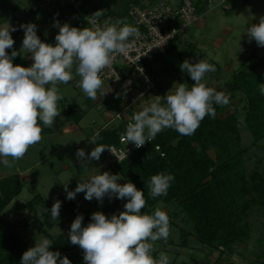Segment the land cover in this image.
I'll return each mask as SVG.
<instances>
[{"label":"clouds","instance_id":"obj_1","mask_svg":"<svg viewBox=\"0 0 264 264\" xmlns=\"http://www.w3.org/2000/svg\"><path fill=\"white\" fill-rule=\"evenodd\" d=\"M103 11L95 12L88 21L93 27L77 28L68 23L55 22L59 31L55 36V45L43 42L37 35V26L33 23L21 24L24 38L19 51L14 49L15 41L11 35L15 27L8 23L0 26V163L12 167L21 160L29 148L42 140L44 128H53L61 110L58 101L63 99L60 85H67L78 77L77 87L84 95L96 101L97 93L103 95L104 81L102 71L110 66L116 55L127 56L141 37L140 30L127 23L126 19H105L102 24L97 18ZM249 42L264 47V16L258 23L246 30ZM8 49H12L8 53ZM33 61L31 66L14 65L17 56H27ZM179 68L193 83L175 84L174 91L169 90L163 96L142 107L133 114L126 125L125 139L137 149L151 142L164 129H173L180 135L190 136L200 126L206 116L215 118V105L226 106L230 98L222 91L208 87L204 78L214 73L216 67L204 59L190 62L185 59ZM140 71H143L140 69ZM264 95V83L259 84ZM100 133L93 134L89 143L96 146L90 154L78 149L77 159L82 169L92 160H99L109 148L97 144ZM172 174L160 172L148 181V195L152 198L166 196ZM122 177L107 171L92 175L86 182H79L72 191L65 185L66 198L75 199L78 193H84L85 200L94 198L103 202L107 196L127 202L123 211L109 218L103 212L91 214V222L83 224V215H77L68 233L72 245L83 250L85 264H170L168 255L160 252L154 257L155 242L167 241L170 235V219L165 211L156 208L154 213H143L146 206L144 192L134 183H118ZM61 201L56 200L50 217L58 221ZM52 241L41 237L34 246L26 250L20 264H71L67 256L61 258L59 251H51Z\"/></svg>","mask_w":264,"mask_h":264},{"label":"rangeland","instance_id":"obj_2","mask_svg":"<svg viewBox=\"0 0 264 264\" xmlns=\"http://www.w3.org/2000/svg\"><path fill=\"white\" fill-rule=\"evenodd\" d=\"M13 6L18 5L15 16H22L15 21L1 22L0 26L8 23L17 30L12 32V37L18 35V40L14 46L16 50H20L24 38V31L20 28L21 24L33 23L37 26V35L47 37L51 44L55 45V36L59 29L55 27V22L58 21L61 25L68 23L72 27L79 28L76 24L77 16L70 18H61L62 12L59 8L50 6L47 8H39L42 0H8ZM46 1V0H44ZM85 1V0H84ZM103 1V0H101ZM132 1V0H130ZM156 0H138V2H152ZM175 2L177 0H168ZM199 1V0H196ZM202 6L204 1L200 0ZM220 0H213L214 5L217 6ZM228 5L235 8L233 14L223 13L212 7L207 12L209 2L204 6L205 12L201 13L199 21L202 27H193L191 34L181 36L176 41V48L172 51L162 53L152 60V69L157 72L161 79V89L157 95L161 96L163 103V96L171 89L174 91L175 84L186 83L189 87L193 81L190 77L181 72L179 65L188 59L190 62L204 59L216 67L214 73H207L204 80L208 87H213L217 91H222L230 98V102L225 106V113L222 117L234 114L236 112L234 105H239L242 97L239 95L236 98L226 91L227 82L230 76L225 73L228 67L240 68L243 67L245 59L249 58L248 63H254L264 59V47L257 46L253 40L249 42L246 30L256 24L261 16H264V0H227ZM107 5L115 10L117 7V0H108ZM230 7V6H229ZM87 9V6H85ZM107 8H103V13ZM61 13V14H59ZM61 15V16H60ZM55 16V17H54ZM53 17V18H51ZM38 18V19H37ZM205 25V26H204ZM232 26V29L230 28ZM229 30L225 34L224 31ZM23 32V33H22ZM21 40V42H20ZM221 40H225L221 42ZM221 42V44H218ZM194 46L193 51L187 48ZM219 45V46H218ZM30 55V54H29ZM23 57V62L20 66L29 67L33 63L31 57ZM230 57V59H228ZM156 60V61H155ZM230 62L233 66H231ZM244 69V68H243ZM78 77L67 85H60L63 99L58 101V107L61 110L60 116L56 118L53 129L44 130L42 133V140L29 148L26 155L19 161L15 162L10 168L5 167L0 163V172L7 176L16 174L22 180H25V188L23 192L15 198L11 205L6 209L4 216L11 219L13 223H19L17 231L25 241H32L35 245L36 239L41 237L48 238L52 242L54 239L65 233L71 226V223L77 215H83L84 211L91 216L92 213L101 211L114 203L117 198L109 199L107 196L103 202L97 201L95 198L91 201L85 200L84 193H78L73 200L66 198L64 183H67L69 191L76 188L77 184L86 182L92 175L101 174L105 171L111 174H119V170L108 165L105 157V152L100 159L92 160L88 163L86 169H82L81 162L76 157L78 149H84L86 155L90 154L91 150L96 146L89 143L93 136V130L97 131L104 125V119L108 122L122 109L114 105L115 97H102L107 103L106 114H102L104 108L99 110L98 105H84L82 90L77 87ZM83 93V94H79ZM152 96L148 103L155 99ZM66 104H63V102ZM120 104L119 102H116ZM66 105L67 107H64ZM71 105V106H69ZM121 106V105H120ZM69 107L71 109H69ZM239 107V106H237ZM76 110L79 113L86 112V117L78 124L74 119H71L69 111ZM142 110V107L141 109ZM137 110L136 112H138ZM135 112V113H136ZM116 122H113L111 127ZM111 127L109 129H111ZM167 129H164L166 131ZM240 142L241 147L246 149L243 157L245 174L249 176L252 172L258 171L264 173V140L253 144V137L246 125L240 126ZM177 141L174 143L176 144ZM208 154L217 159V152L215 149L208 151ZM120 175V174H119ZM23 176V177H22ZM23 180V181H24ZM118 183H126L123 179ZM36 196H40L42 200H36L35 209L28 208L23 210L20 207L32 201ZM61 201V208L65 204H71L73 209L64 212V217L60 220V225H56L49 232L51 237L45 234L44 230L47 226L44 217H40L44 210L49 208L53 203ZM263 204V203H262ZM92 208V209H91ZM156 208L165 211L170 219V235L165 242L159 240L155 242L154 257L158 258L159 253L165 252L170 260V264H255L257 256L264 251V204L253 205L241 218V225L247 224L249 228V238L243 244L236 247V253L233 255L225 254L220 259V251L207 247H203L201 243L196 240L195 235L189 237V246L183 248L181 246L182 230L192 232V225L186 220L185 213L178 205H166L158 203L152 210L154 213ZM29 224L32 225L28 228ZM23 239V240H24Z\"/></svg>","mask_w":264,"mask_h":264},{"label":"trees","instance_id":"obj_3","mask_svg":"<svg viewBox=\"0 0 264 264\" xmlns=\"http://www.w3.org/2000/svg\"><path fill=\"white\" fill-rule=\"evenodd\" d=\"M107 1L85 0V12H97L107 8L103 17L124 19L130 4L138 3V0H117L116 9L112 10ZM203 1L205 5L208 4V0ZM198 3L202 2L199 0ZM56 4V0H51V6L58 8ZM18 7L10 4L8 0H0V23L15 21ZM203 12L204 6L199 7V13ZM38 36L43 42L50 43L44 36ZM13 39L16 42L18 35L13 36ZM175 48L176 46L173 50ZM187 49L191 52L193 46L190 45ZM7 51L10 54L12 49ZM22 62L21 56L13 59L14 65H21ZM261 83H264V59L248 63L244 69L235 71L227 82L226 91L235 98L239 95L242 97L239 105H234V114L223 118L225 106L214 104L215 118L206 116L194 134L184 136L170 128L163 130L117 167L125 182L131 181L138 189L143 190L147 201L142 209L143 213L151 214V210L158 203L178 205L181 208L186 220L192 225V232L182 230L183 248L189 246V237L195 235L203 247H215L219 250L221 259L225 254H235L236 247L249 238V228L247 224L241 225V218L253 205L264 204V173L254 171L249 176L245 174L243 157L247 150L240 145V126H247L253 137V144L264 140V95L259 91ZM99 133L101 138L97 140V144L106 145L108 148L118 144L117 128L105 129ZM211 149L216 150L217 159L208 154ZM160 172L172 174L175 178L166 196L152 198L148 195L147 184L151 176ZM24 184L19 175L5 176L0 172V264H20L22 254L34 246L32 241H25L19 235L17 227L20 224L13 223L4 216L6 209L23 192ZM36 200L42 199L36 196L19 210L26 207L35 209ZM126 202L118 199L100 212L110 218L112 214L123 211ZM70 205L65 204L60 209L58 221L50 217L52 205L43 211L40 217H44L46 235L51 237L49 230L60 225V220L65 216V208ZM89 222L91 216L83 220L84 225ZM32 225L27 224L28 228ZM69 231L70 228L54 239L50 250L59 251L61 258L67 256L71 264H85L83 250L71 244ZM254 263L264 264V251L257 256Z\"/></svg>","mask_w":264,"mask_h":264},{"label":"built area","instance_id":"obj_4","mask_svg":"<svg viewBox=\"0 0 264 264\" xmlns=\"http://www.w3.org/2000/svg\"><path fill=\"white\" fill-rule=\"evenodd\" d=\"M46 2L49 3V7L51 6V0H42L39 8H47ZM56 2V6L64 11L61 18L77 16L76 25L79 28L93 27L88 21L95 12L90 10L85 12L84 0H56ZM208 2V10L215 8L213 0ZM221 6L224 11L231 10L227 0H222ZM199 7H202V4L196 0L175 2L156 0L130 4L124 19L128 24L137 27L142 35L135 41L134 47L127 56L116 55L112 64L101 73L104 85L114 88L122 104V109L106 126L116 122L114 125L119 131L118 144L111 145L109 150L105 151L106 161L110 167L116 168V165L143 148L137 149L134 144H128L125 130L136 110H140L145 102L157 95L161 89V79L152 69L151 62L160 54L172 51L181 36L191 33L199 21ZM105 19L107 18L100 16L97 22L102 24ZM112 20L116 19L112 18ZM157 150L160 148L157 147Z\"/></svg>","mask_w":264,"mask_h":264},{"label":"crops","instance_id":"obj_5","mask_svg":"<svg viewBox=\"0 0 264 264\" xmlns=\"http://www.w3.org/2000/svg\"><path fill=\"white\" fill-rule=\"evenodd\" d=\"M178 1V0H177ZM221 1L222 0H220L219 2H218V4H217V6H215V8L214 9H217V10H222V11H224L223 9H222V6H221ZM240 0H236V3L237 2H239ZM245 1H248V0H245ZM228 4V3H227ZM231 4V3H230ZM229 4V6L231 7L232 5H230ZM61 12H62V14L64 13V11L62 10V9H59ZM234 10H235V8H233V7H231V10L230 11H224L223 13H228V14H233L234 13ZM208 11V9L206 10V12ZM59 14H61V13H59ZM61 14V15H62ZM60 15V16H61ZM200 15H201V13H200ZM55 17V16H54ZM20 18H23L22 16H16V23H18V19H20ZM51 18H53V17H51ZM197 26H199V27H202V25H201V23H200V21H198V23L196 24V26L195 27H197ZM205 26V25H204ZM194 27V28H195ZM193 28V29H194ZM230 28L232 29V26H230ZM192 29V30H193ZM229 30H226V31H224L225 32V34H229V33H227ZM23 33V32H22ZM191 33H192V31H191ZM190 33V34H191ZM230 34H232V33H230ZM229 34V35H230ZM43 36V35H42ZM45 37V36H44ZM47 40H49L47 37H45ZM223 41H225V40H221V42H223ZM20 42H21V40H20ZM49 42L51 43V41L49 40ZM221 42H219L218 44H221ZM219 46V45H218ZM193 48H194V46H193ZM18 51H19V49H18ZM191 51H193V49L191 50ZM30 55H27V56H25V58H28ZM22 57V56H21ZM23 58V57H22ZM155 59V58H154ZM228 59H230V57L228 58ZM156 61V60H155ZM154 62V61H153ZM153 62H151V64L153 63ZM248 62H249V58H246L245 59V63H244V65H242L243 67H240V68H232V67H228V64L226 63V65H227V71H225V73L226 74H228L230 77H232V75H233V73L235 72V71H237V70H240V69H242V68H244V67H246L247 65H248ZM230 64H231V66H233L232 65V63L230 62ZM249 64H252V62L251 63H249ZM103 91H105V95H101V92H98L97 93V96H98V98H97V100L96 101H92L91 99H89L88 97H86V96H83V100H84V105H85V103L86 104H90V105H98L99 106V110H102V108H104V111L102 112V114H106V112H105V110H107V103L104 101V100H102V97H110V98H112V97H115V103H114V105L115 106H117L118 108H120V107H122V104H121V102H120V100H119V96H118V94L116 93V91L114 90V88L113 87H109V86H107V85H103ZM80 95L81 94H83V93H79ZM148 101L149 100H147L146 102H145V105L146 104H149L148 103ZM116 102H119L120 104H117ZM63 104H66V102H65V100H64V102H63ZM121 105V106H120ZM69 106H71V105H69ZM64 107H67L66 105H64ZM69 109H71L70 107H69ZM137 111V110H136ZM140 111V110H139ZM83 112V114L82 113H79L78 111H76V110H73V111H69V114H71V113H73V114H75V115H71L70 117H71V119H74V121H76L78 124L87 116L86 115V112H84V111H82ZM106 116L108 117V114H106ZM109 118V117H108ZM105 121H104V125H102L99 129H97V131L98 132H100V131H102V130H105V129H109L110 127H111V125L113 124H110L108 127H106L108 124H109V122L106 120V119H104ZM116 128V126L115 125H113L112 127H111V129L113 130V129H115ZM52 129L53 128H51V131H52ZM97 131H94L93 130V133L94 132H97ZM103 154V153H102ZM12 175H16V174H12ZM7 176H10V175H7ZM23 177V176H22ZM123 179V178H122ZM24 180V179H23ZM124 180V179H123ZM24 182H25V180H24ZM68 210L70 209V211H71V209H73V207H68L67 208ZM92 209V208H91ZM74 210V209H73ZM66 211V210H65ZM64 211V212H65ZM84 215H86V216H90V215H88V212L87 211H84V213H83Z\"/></svg>","mask_w":264,"mask_h":264}]
</instances>
